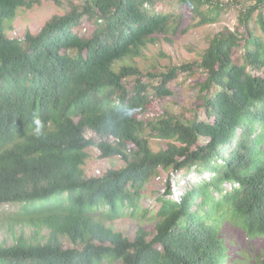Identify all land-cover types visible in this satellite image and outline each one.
Listing matches in <instances>:
<instances>
[{"label":"trees","instance_id":"obj_1","mask_svg":"<svg viewBox=\"0 0 264 264\" xmlns=\"http://www.w3.org/2000/svg\"><path fill=\"white\" fill-rule=\"evenodd\" d=\"M41 1L0 0V207L17 205L15 221L47 229L49 238L0 246V264H233L223 219L252 241L264 238V0L239 14L236 30L219 32L199 61L146 75L128 61L160 36L187 30L182 15L158 10L164 0H85L37 35L9 38L19 10ZM179 4L200 25L218 22L225 8ZM85 16L96 17L94 30L80 28ZM197 71L205 74L203 115L142 118L174 95L182 74ZM117 104L136 113L108 134L105 114ZM147 128L173 143L154 151ZM93 146L125 167L88 176ZM163 173L169 180L156 198L152 239L140 229L131 240L100 220L136 216L146 187Z\"/></svg>","mask_w":264,"mask_h":264},{"label":"rangeland","instance_id":"obj_2","mask_svg":"<svg viewBox=\"0 0 264 264\" xmlns=\"http://www.w3.org/2000/svg\"><path fill=\"white\" fill-rule=\"evenodd\" d=\"M225 6L218 22L214 24H198L190 10L182 8L179 0H164L158 5V10L182 17V30L185 33L174 36H160L156 44L150 45L143 57L128 61L146 75L148 73L166 72L169 68L199 61L202 54L209 48L211 40L221 31L227 29L236 30L239 14L246 8L253 6L260 0H211ZM85 0H58V2L43 0L32 8L19 10L16 19L7 26V35L11 39H24L28 33L37 35L45 24L55 18H60L72 11L74 6L83 7ZM96 17L85 16L81 29L88 31L95 29ZM243 31V30H242ZM205 74L197 71L192 75L182 74L173 83L174 95L163 100L155 101L142 113V118L157 119L166 113L190 119L196 113L203 115L200 107L199 83L203 82ZM145 136L149 139L154 151L166 149L173 140L164 137L152 136V131L147 128ZM88 139L100 143L102 139L92 131L86 132ZM88 159L85 170L90 177H102L112 169L125 167V162L120 157L103 158L97 146L88 150ZM101 171V175L98 174ZM179 176V175H178ZM168 174L163 173L160 178L153 180L145 189V196L141 201V208L136 216L126 214L121 218L100 220L116 232L134 240L140 229L150 234L152 239L156 232L158 205L156 198L164 192L168 183ZM178 189V188H177ZM184 191V189L180 190ZM19 207L13 204H5L0 207V246H13L19 238L23 237L32 242H46L49 238L47 229H40L28 224L17 223L16 213ZM147 210V212H144ZM221 232L229 248L230 262L233 264H264V238L250 240L239 224L234 223L228 217L222 220ZM66 248L74 247L69 239H63Z\"/></svg>","mask_w":264,"mask_h":264},{"label":"clouds","instance_id":"obj_3","mask_svg":"<svg viewBox=\"0 0 264 264\" xmlns=\"http://www.w3.org/2000/svg\"><path fill=\"white\" fill-rule=\"evenodd\" d=\"M135 113L136 109L132 106L124 104L115 105L112 111L105 114L102 125L103 131L108 134L115 132L120 122L133 118Z\"/></svg>","mask_w":264,"mask_h":264},{"label":"built area","instance_id":"obj_4","mask_svg":"<svg viewBox=\"0 0 264 264\" xmlns=\"http://www.w3.org/2000/svg\"><path fill=\"white\" fill-rule=\"evenodd\" d=\"M98 174H100V175H101V171H98Z\"/></svg>","mask_w":264,"mask_h":264}]
</instances>
